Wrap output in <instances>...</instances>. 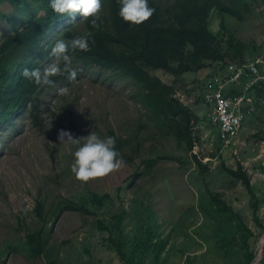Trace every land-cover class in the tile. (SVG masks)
<instances>
[{"label": "rangeland", "instance_id": "374dc122", "mask_svg": "<svg viewBox=\"0 0 264 264\" xmlns=\"http://www.w3.org/2000/svg\"><path fill=\"white\" fill-rule=\"evenodd\" d=\"M251 4L255 12L247 15L244 22L226 18L224 23L235 36L232 35L234 42L251 43L264 51V6L261 3ZM0 11L6 13V17L0 20L1 41L13 31L14 26L21 27V24L14 9L6 4L0 5ZM219 20L213 11L209 29L221 38L225 49L231 34L220 27ZM68 28L83 31L81 16L57 26L44 40L45 44L55 42L62 30ZM226 55L222 61L212 64V69L216 68L214 73H229V70L226 71L228 66L238 63V58L232 60ZM70 58L77 70L76 80L56 84L36 101L44 117V131L38 132L27 115L20 116L2 131L0 264H42L45 260H55L56 264H122L103 240L105 234L94 227L96 220L105 221L108 214H116L120 210L126 211L124 235L130 239L136 227L143 226L142 230H145L152 224L149 253L140 260L134 259L133 264H152L156 250L161 264H186L188 258L193 260L192 264H243L238 262L243 257L232 255V258H224L217 251L221 241L214 236V231L225 236L233 224L226 217L211 211L215 206H208L210 198L206 190L219 193L241 217L247 229L257 236L254 250L258 253L264 231L252 220V207L256 205V216L264 226V97H256L254 102L258 106L253 113L247 112L245 104L241 106L243 120L235 138L237 144L230 149H221L216 130L208 121L207 105L202 99L204 85L200 91L196 84L197 89L190 96L178 91L176 97L200 119L193 128V136L199 135V141H194L192 153L202 165L207 166L206 171H202L190 153L182 151L173 138L163 137L154 144V154L159 160L151 174H139L131 179L134 168L125 164L106 177L82 184L71 172L73 154L78 146L60 144L59 131H70L76 138L86 137L92 131L102 139L109 137V132L120 137L124 136V131H132L140 121L146 122L147 116L140 103L130 98L131 85L127 79L112 76L113 71L85 66ZM53 59L44 61L42 70ZM208 70L185 75L184 90L195 87ZM155 75L165 83L172 80L163 71H156ZM62 87L69 91L59 94L58 90ZM237 87L240 85H235ZM250 109H253V104ZM151 129H155L154 126ZM137 131L139 137L147 136L149 132L148 128L139 126ZM143 146L151 151L150 141ZM50 147H54L53 159ZM238 164L250 179L249 189L223 169L235 170ZM94 195H107L108 200L103 201L101 208L96 207L92 203ZM60 197L84 205L97 216H80L63 210L51 221L38 220L34 212L36 201L54 204ZM139 215L141 218H138ZM39 227L51 229L45 256L37 258L28 247L25 236ZM164 240L167 241L161 246L160 242ZM263 257L264 245L261 259Z\"/></svg>", "mask_w": 264, "mask_h": 264}, {"label": "trees", "instance_id": "16d2710c", "mask_svg": "<svg viewBox=\"0 0 264 264\" xmlns=\"http://www.w3.org/2000/svg\"><path fill=\"white\" fill-rule=\"evenodd\" d=\"M252 2L264 6V0H252ZM49 3L50 0H0V5L6 4L10 9H14L21 24V27L14 26L13 31L0 41V137L4 128L13 125L22 115L29 117L32 126L38 132L44 131V117L36 101L53 87L37 85L24 79L22 71L25 68L42 70L41 64L52 58L51 49L55 43L46 45L45 37L51 34L53 26L72 19L67 15L54 13ZM101 3L102 23L99 30L92 29L90 19L84 21L81 16L84 30L64 29L60 39L70 40L83 35L86 31H93L94 35L89 41L90 51L69 50L68 55L85 66L113 71L112 76L127 79L131 85L130 98L139 102L145 110L146 122L140 121L137 127L148 128L147 136L139 137L137 127L132 131H124V136L120 137H115L109 132V136L115 137L116 150L121 154L125 164L134 168L131 179L137 178L139 174H151L159 160L158 155L154 154V144L163 137L173 138L177 146L185 153H190L194 163L202 171H206L207 166L202 165L192 153L194 141H199V135L193 136V128L200 119L188 106L180 102L176 94L178 91H183L186 96H190L197 89L196 84L202 91V86L210 76L213 74L221 76L218 71L215 74L216 68L212 69L211 66L219 60L222 61L226 54L232 60L238 58L239 60H236L238 63L248 64L264 52L260 51L257 45L242 41L234 42L235 36L224 23L226 18L244 22L247 15L255 12L254 6L249 0H167L165 2L149 0V6L155 9L153 16L143 25L132 27L119 17L117 0H101ZM213 11L220 18V27L231 34L227 42L228 47L225 49L222 47L221 38L212 34L209 29L210 15ZM77 16L80 14L77 13ZM5 17L6 13L0 11V20ZM208 68V74L202 78L203 80L197 81L195 87L190 90H184L185 75ZM156 71H163L169 75L172 78L170 83L163 82L155 75ZM53 79L55 85L59 82H70L67 74ZM247 81H252V78L242 79L241 89L235 86L233 89L228 88V94L230 96L241 94L240 90ZM249 89V96L253 102L259 97H264V79L253 83ZM202 93L204 94V91ZM202 99L204 102V97ZM254 104L255 111L258 103L254 102ZM153 126L155 129L152 130ZM146 141H150V152L143 146ZM53 154L54 147H50L52 159ZM137 159L139 160L136 165ZM223 169L231 178L240 181L249 189L250 179L240 164L235 170L226 167ZM206 191L210 198L208 206H215L211 211L226 217L233 224L225 236H221L219 231H214V236L219 237L221 241L217 251L224 258H232V255H236L239 258L243 257L238 262L251 264L257 255L254 250L257 236L247 229L241 217L224 202L219 193ZM104 200H108L107 195L101 197L94 195L92 203L101 208ZM53 205H56L55 208ZM200 207H203L202 204ZM63 210L78 213L80 216L96 215L84 205L62 197L54 201V204L37 200L34 207L35 215L41 221H51ZM252 211V220L261 231H264V226L256 216V205L252 207ZM125 215V210L108 214L105 221L96 220L94 227L105 234L103 240L110 250L116 253L122 264H133L134 259L140 260L149 253L148 243L152 234L150 228L152 224L145 230H142L143 226L136 227L134 236L130 239L124 235ZM138 218L141 216L139 215ZM49 229L51 228L39 227L25 236L28 247L37 258L45 256ZM166 241L160 242L161 246L165 245ZM191 261L193 262L188 258L186 264H192ZM42 264H56V261L45 260ZM152 264H161L158 261V250L154 252ZM258 264H264V257Z\"/></svg>", "mask_w": 264, "mask_h": 264}, {"label": "clouds", "instance_id": "9594fccd", "mask_svg": "<svg viewBox=\"0 0 264 264\" xmlns=\"http://www.w3.org/2000/svg\"><path fill=\"white\" fill-rule=\"evenodd\" d=\"M117 4L119 5V17L132 27L143 25L150 20L155 12V9L149 6V0H117ZM49 6L54 13L67 15L72 20H75L76 14L79 13L84 21H89L90 19L91 28L94 30H99L101 26L103 7L101 0H50ZM60 24L53 26L52 29L54 30ZM93 35V31H86L83 35L76 36L70 40L57 39L51 49L53 61L44 67L43 70L40 68H25L22 71L23 78L37 85L42 84L50 87L55 86L54 77L65 74H67L70 82L75 81L77 70L73 67L72 59L68 52L69 50L90 51L89 41ZM261 54H264V52ZM58 91L59 94H66L69 89L62 87ZM58 140L60 144L78 146L73 154L74 162L71 165V172L76 180L82 184L106 177L125 166L126 162L116 150L115 137L109 136L102 139L96 132L92 131L86 137L76 138L70 131L60 130ZM81 141H83L82 144ZM236 144L234 141V145L230 148L235 147Z\"/></svg>", "mask_w": 264, "mask_h": 264}, {"label": "built area", "instance_id": "2783aa9c", "mask_svg": "<svg viewBox=\"0 0 264 264\" xmlns=\"http://www.w3.org/2000/svg\"><path fill=\"white\" fill-rule=\"evenodd\" d=\"M221 76L212 75L204 84V103L208 108V119L214 130L221 149H229L234 145L235 138L242 126L243 112L241 106L245 104L247 112H253L255 104L249 96L250 87L260 79H264V54L259 55L248 64L235 63L228 66ZM217 74V73H215ZM220 74V73H219ZM252 78L243 84L241 94L229 95L228 88L240 85L241 80ZM253 104V109L250 107ZM252 110V111H251Z\"/></svg>", "mask_w": 264, "mask_h": 264}, {"label": "water", "instance_id": "95a60500", "mask_svg": "<svg viewBox=\"0 0 264 264\" xmlns=\"http://www.w3.org/2000/svg\"><path fill=\"white\" fill-rule=\"evenodd\" d=\"M261 246L259 247V251L256 255V257L254 258L253 262L251 264H258L259 261L261 260L262 254H263V245H264V235L262 236L261 240Z\"/></svg>", "mask_w": 264, "mask_h": 264}]
</instances>
